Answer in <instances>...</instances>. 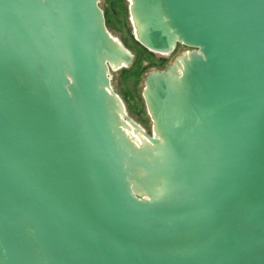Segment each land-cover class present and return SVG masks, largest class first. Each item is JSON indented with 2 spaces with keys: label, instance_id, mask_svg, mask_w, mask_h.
Here are the masks:
<instances>
[{
  "label": "water",
  "instance_id": "95a60500",
  "mask_svg": "<svg viewBox=\"0 0 264 264\" xmlns=\"http://www.w3.org/2000/svg\"><path fill=\"white\" fill-rule=\"evenodd\" d=\"M99 2L0 0V264H264V0H130L142 147Z\"/></svg>",
  "mask_w": 264,
  "mask_h": 264
},
{
  "label": "rangeland",
  "instance_id": "374dc122",
  "mask_svg": "<svg viewBox=\"0 0 264 264\" xmlns=\"http://www.w3.org/2000/svg\"><path fill=\"white\" fill-rule=\"evenodd\" d=\"M117 1L100 0L99 3L110 34L132 53L134 59L128 67L109 68L112 90L129 119L148 135L153 136L154 123L143 93L146 87L145 78L151 71L163 70L172 65L183 52H191L192 49L183 48L178 44L176 50L168 55L147 50L137 40L136 28L130 12V0H120L119 4ZM135 64L137 74L131 71ZM123 69L131 73L122 72ZM122 119L123 122H127L124 117Z\"/></svg>",
  "mask_w": 264,
  "mask_h": 264
},
{
  "label": "bare ground",
  "instance_id": "6f19581e",
  "mask_svg": "<svg viewBox=\"0 0 264 264\" xmlns=\"http://www.w3.org/2000/svg\"><path fill=\"white\" fill-rule=\"evenodd\" d=\"M189 54H190L189 52H186L183 56L179 57L175 62L172 69H174V72L176 74L179 75V73L181 72L183 67V60L186 59L189 56ZM163 55H168V54H163ZM123 123L125 125L124 131L130 136V138L135 142L137 146L142 147L143 145H146V142H149V140L142 132V129L140 127H138L137 129L135 127L136 125L131 120H128L127 122H123Z\"/></svg>",
  "mask_w": 264,
  "mask_h": 264
},
{
  "label": "trees",
  "instance_id": "16d2710c",
  "mask_svg": "<svg viewBox=\"0 0 264 264\" xmlns=\"http://www.w3.org/2000/svg\"><path fill=\"white\" fill-rule=\"evenodd\" d=\"M117 2H118V4H119L121 1L118 0ZM137 44H138V43H137ZM138 45H139V44H138ZM135 66H136V64L132 67L131 71H132L134 74H137V72H136V70H135ZM137 68H138V67H137ZM131 71H128V70L123 69L122 72H126V73L128 74V72L131 73Z\"/></svg>",
  "mask_w": 264,
  "mask_h": 264
},
{
  "label": "flooded vegetation",
  "instance_id": "af4514ba",
  "mask_svg": "<svg viewBox=\"0 0 264 264\" xmlns=\"http://www.w3.org/2000/svg\"><path fill=\"white\" fill-rule=\"evenodd\" d=\"M183 47V46H182ZM184 48V47H183Z\"/></svg>",
  "mask_w": 264,
  "mask_h": 264
}]
</instances>
